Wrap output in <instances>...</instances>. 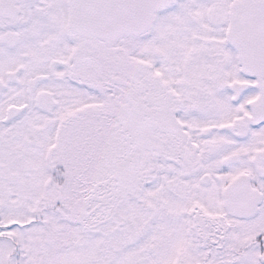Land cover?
Masks as SVG:
<instances>
[{
  "label": "snow or ice",
  "instance_id": "obj_1",
  "mask_svg": "<svg viewBox=\"0 0 264 264\" xmlns=\"http://www.w3.org/2000/svg\"><path fill=\"white\" fill-rule=\"evenodd\" d=\"M0 264H264V0H0Z\"/></svg>",
  "mask_w": 264,
  "mask_h": 264
}]
</instances>
